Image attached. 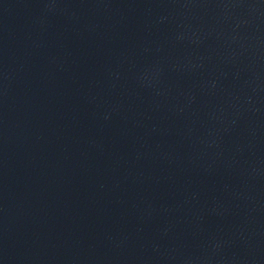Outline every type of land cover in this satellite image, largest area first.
<instances>
[{
	"label": "water",
	"instance_id": "water-1",
	"mask_svg": "<svg viewBox=\"0 0 264 264\" xmlns=\"http://www.w3.org/2000/svg\"><path fill=\"white\" fill-rule=\"evenodd\" d=\"M0 264H264V0H0Z\"/></svg>",
	"mask_w": 264,
	"mask_h": 264
}]
</instances>
